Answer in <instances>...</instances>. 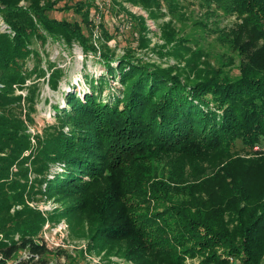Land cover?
<instances>
[{
    "label": "trees",
    "instance_id": "1",
    "mask_svg": "<svg viewBox=\"0 0 264 264\" xmlns=\"http://www.w3.org/2000/svg\"><path fill=\"white\" fill-rule=\"evenodd\" d=\"M203 2L242 19L231 34L238 78L194 52L183 66L137 57V49L150 46L151 30L125 3L142 6L158 22L163 42L151 49L181 62L184 47L172 17L180 0H113L116 17L107 28L100 12L99 38L96 0H0L6 26L0 30V264H49L68 254L41 242L45 226L62 219L72 239H88L89 251L136 264H185L188 256L200 264H264V154L233 157L264 144V0ZM58 11L74 16L59 18ZM165 15L170 19L159 22ZM127 23L138 27L135 47L117 56L109 42ZM49 40L67 48L79 43L108 72L92 78L84 95L68 93V107H56V133L44 137L30 131L34 120L22 113L38 97L37 79L49 75L57 89L65 75L48 57L43 66L35 44ZM114 77L121 88L104 98ZM167 158L217 163L190 177ZM159 160L170 167H158ZM29 165L37 174L31 183L22 179ZM57 165L53 177H42ZM38 194L60 207L46 212L32 205Z\"/></svg>",
    "mask_w": 264,
    "mask_h": 264
},
{
    "label": "rangeland",
    "instance_id": "2",
    "mask_svg": "<svg viewBox=\"0 0 264 264\" xmlns=\"http://www.w3.org/2000/svg\"><path fill=\"white\" fill-rule=\"evenodd\" d=\"M77 0H73L75 2ZM181 4L176 9L174 17V29L176 31L177 40L183 45L184 48L179 49L181 52L183 61L179 62L177 58L171 55L162 56L157 52H154L151 48L157 43H162L160 38V28L158 22L156 23V29L154 32H150L151 37L150 46L143 49H137V57L144 59H150L157 64L161 63L167 67L169 65H180L183 66L188 59L192 57V52L203 55V59L207 58L208 62L216 67L223 68L224 73L229 74L233 78H238L240 72V56L234 48L232 30L237 26L238 23L242 22V19L236 15H229L222 10L210 9L203 0H180ZM65 2H61L63 5ZM168 6V5H167ZM164 11H167V7L164 4ZM114 12V11H113ZM112 11L104 13L105 25L107 28L112 26V17L116 15ZM55 16L62 18H71L74 16L73 11L65 12L58 11L53 13ZM78 19H82L80 16H75ZM169 15H165L159 19V22L168 21ZM119 20V19H118ZM117 20V21H118ZM114 25V24H113ZM84 31L88 32L85 25H83ZM138 27H130L125 29L121 34H118L116 38L112 39L109 44L112 49H116L117 56L124 53L127 48L135 47V35L137 34ZM0 30H6L5 23L0 19ZM114 31V28L111 29ZM116 31H114L115 33ZM174 44H171L173 47ZM45 56L43 61L44 68H47V57L48 59L56 64H59L65 71V75L60 80L57 89L50 87L48 83V77L37 79L38 81V97L34 105H25L23 110V116L25 113L31 114L33 122L30 126V131L40 133L44 137L50 136L57 131L58 120L56 117V107L64 109L68 107L69 100L67 95L70 92L77 91L79 95H84L86 91L90 89V80L92 78H99L101 75H105L108 71L106 66L102 63L100 56H95L93 53L84 52L83 48L79 43H75L72 48H67L62 42H53L49 40L45 45L41 41H37L35 44ZM137 47V46H136ZM189 49V50H187ZM185 53V54H184ZM35 64L34 59L29 60L28 67L31 69ZM117 66L118 61L113 63ZM121 88V83L118 77L110 78V87L105 90L104 98H108V94L113 92L114 89L118 90ZM19 93L26 95L28 90H22ZM20 113L22 108L19 109ZM66 131L68 129L66 128ZM35 141V140H34ZM237 149L242 150L244 145L241 142L236 144ZM264 154V144L257 145L254 147L250 154L246 152L233 153V157L237 156L248 158H254ZM169 162H176L181 168L186 170V173L190 177H196L203 172H198L196 168H205V173H210L215 167L217 162H213L210 159H196L181 160V159H169ZM158 167H162L165 171L170 167L165 164V161H156ZM29 178L22 177L23 180H28L31 183L36 178V172L29 165ZM60 170V166L57 165L51 170L46 169L42 177H53ZM198 181V179H194ZM45 184H43L44 186ZM32 205H38L43 211H53L60 207V204L55 201L54 198H48L42 194L36 196L35 202ZM48 226V227H47ZM62 226V227H60ZM46 232L52 241H65L69 247L67 249L68 254H60L55 256L50 262L56 264H100L97 263L93 258H98L104 254L102 264H113L114 259L117 264H136L133 260L127 259L119 255H106L105 253L91 252L88 239H72L71 230L66 219H62L56 226H50L48 223ZM58 228L56 233L55 228ZM53 247V246H52ZM85 251L90 252L93 256L91 258L84 256ZM83 252V253H82ZM73 256V259L71 258ZM185 264H200V258H191L188 256L185 259Z\"/></svg>",
    "mask_w": 264,
    "mask_h": 264
},
{
    "label": "built area",
    "instance_id": "3",
    "mask_svg": "<svg viewBox=\"0 0 264 264\" xmlns=\"http://www.w3.org/2000/svg\"><path fill=\"white\" fill-rule=\"evenodd\" d=\"M96 4L98 7V10H93L94 11V16H93V20L95 21V37L99 38L101 36V28H100V23L102 22V12H109L112 8L113 5V0H96ZM126 7L128 9H130L132 12L137 13V14H141L143 16H145L146 20H147V24L149 26V29L154 32L156 29V21L154 19H152L149 16V13L147 10H145L142 6L139 5H133L131 3H125ZM101 12V13H100ZM123 15H120L119 17L121 18ZM131 27V23H127L125 25H121L120 26V30L124 31L125 29H129ZM1 87V84H0ZM20 92V91H19ZM48 227V226H47ZM47 227H45V230L42 234V239L44 242L50 249H55L58 247H69L70 245H66L65 241H52V237H50V235H48V233L46 232ZM62 227V226H60ZM55 231L57 233L58 228H55ZM53 246V247H52ZM105 253V252H103ZM106 254V253H105ZM25 256H28L27 253H25ZM85 256L86 258L89 257L91 258V256H93L90 252L85 251ZM103 256L104 254L100 255L98 258H93L97 263L102 264L101 260H103ZM49 264H56L53 262H49ZM109 264V263H108ZM113 264H117L116 260L114 259Z\"/></svg>",
    "mask_w": 264,
    "mask_h": 264
}]
</instances>
